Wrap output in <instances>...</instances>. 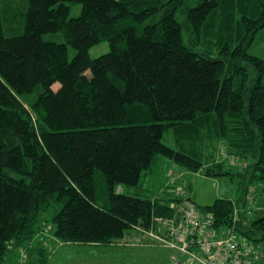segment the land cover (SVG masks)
Here are the masks:
<instances>
[{"label": "trees", "instance_id": "16d2710c", "mask_svg": "<svg viewBox=\"0 0 264 264\" xmlns=\"http://www.w3.org/2000/svg\"><path fill=\"white\" fill-rule=\"evenodd\" d=\"M25 2L18 35L4 34L0 9V264L44 230L99 247L137 229L176 256L164 225L186 188L134 193L160 155L237 176V198L201 208L186 197L264 244V212L253 216L264 196V0ZM53 32L64 41L45 38ZM102 41L108 50L90 56ZM170 128L178 142L224 141L237 168L163 143Z\"/></svg>", "mask_w": 264, "mask_h": 264}, {"label": "rangeland", "instance_id": "374dc122", "mask_svg": "<svg viewBox=\"0 0 264 264\" xmlns=\"http://www.w3.org/2000/svg\"><path fill=\"white\" fill-rule=\"evenodd\" d=\"M69 3L70 16L78 15L81 12L80 4L77 2ZM26 7L27 2L25 0H0L2 26L6 36L18 35L23 32V12H25ZM44 35L48 40L64 41V35L60 32L45 33ZM107 50L108 44L102 41L97 45H93L89 50V54L96 57ZM73 53L74 49L69 46L68 56L73 57ZM40 90L41 87L37 86L33 93L27 95L26 98L33 100ZM172 130L170 128L166 131L162 140L163 143L177 150L181 149L180 143H183V147L189 153L201 158L200 160L204 161L205 164L214 160H221L227 163L230 168H237L239 158L226 151L227 147L224 145V141L212 140L205 133L199 139L182 137L178 142L175 132ZM151 166L150 171L141 177L142 179L136 186L138 187L137 191L134 193L163 196L164 193L162 192L165 188L171 190L170 194L186 188L189 197L201 208L221 196L237 198L239 194L237 176L204 175V168L193 172L186 167L175 164L163 155H160ZM141 185H144V191L140 189ZM128 188L135 189V187ZM125 190L128 191L126 188ZM262 212H264V196L261 194L253 216ZM50 217L48 218L50 219ZM42 219L45 218L42 216ZM43 225L44 223H41V227ZM151 233L154 234L155 232ZM145 234L147 233L142 230L130 229L124 236L118 237L107 246L94 247L87 244H65L56 238L51 230H44L41 233L43 239H40V236L38 239L36 234V240H33L25 248L8 251L1 264H182L180 258L174 259L172 257L175 254L173 250L159 245L152 234V236ZM44 253L46 256L42 262L41 258ZM183 256L184 262L186 255ZM191 264L198 263L192 261Z\"/></svg>", "mask_w": 264, "mask_h": 264}, {"label": "built area", "instance_id": "2783aa9c", "mask_svg": "<svg viewBox=\"0 0 264 264\" xmlns=\"http://www.w3.org/2000/svg\"><path fill=\"white\" fill-rule=\"evenodd\" d=\"M186 191L178 192L176 219L165 222L167 244L177 248L182 264H255L264 261V244L250 240L235 228L216 226L212 214H205L187 199ZM250 212L251 207L246 206ZM183 255L186 258L183 259Z\"/></svg>", "mask_w": 264, "mask_h": 264}, {"label": "crops", "instance_id": "0c3cea01", "mask_svg": "<svg viewBox=\"0 0 264 264\" xmlns=\"http://www.w3.org/2000/svg\"><path fill=\"white\" fill-rule=\"evenodd\" d=\"M175 256V254L174 255H172V257H174Z\"/></svg>", "mask_w": 264, "mask_h": 264}]
</instances>
